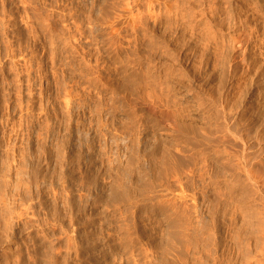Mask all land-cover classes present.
Here are the masks:
<instances>
[{"label":"rangeland","instance_id":"1","mask_svg":"<svg viewBox=\"0 0 264 264\" xmlns=\"http://www.w3.org/2000/svg\"><path fill=\"white\" fill-rule=\"evenodd\" d=\"M119 1L0 0V264H226L220 212L232 171L194 152L221 145L226 127L237 125L256 201L264 197V14L255 26L246 18L254 0H223L226 8H216V27L239 29L223 38L222 61L208 67L206 34L193 16L201 0H154L152 31L136 42L130 19L118 20L108 36L117 30L131 44L117 53L97 28L115 20ZM255 1L264 11V0ZM88 64L116 73L112 83H121L126 67L140 84L115 95L93 83ZM232 138L227 145L238 148ZM162 157L171 162L163 165ZM172 157L187 167L175 174ZM179 195L190 214L199 208L193 198H206L178 251L167 240L164 212L166 200ZM250 225L240 226L229 264L245 261L254 244Z\"/></svg>","mask_w":264,"mask_h":264},{"label":"bare ground","instance_id":"2","mask_svg":"<svg viewBox=\"0 0 264 264\" xmlns=\"http://www.w3.org/2000/svg\"><path fill=\"white\" fill-rule=\"evenodd\" d=\"M153 1L154 0H120L118 2L117 7H116V12H115V16H114L115 20H111V19L100 20L99 24H98V28H97V36L102 37V38L106 37L107 43H110V44L116 43V49H117L116 51H117V53H121L123 45L124 44H131V40H125L124 37L121 36V33L118 32L117 30H116V34H113L115 37H109L108 33H111V31H113L115 24L120 19H130L129 26L131 28V34L133 35V42H136V40L138 39V36L142 32L149 33L150 31H152V29L147 24L150 22L149 11H150V5L152 7L154 6ZM253 4H254L253 7H250L247 9L248 14H247L246 18L247 19L251 18L252 26H255L256 23L261 22V19H259V18H261L262 14H264V11H263V9H259L257 7L255 0L253 1ZM257 4H259V3L257 2ZM200 7H201L200 9H197L193 13V16H194L195 24H196L197 28L199 29V31L200 32L203 31V33L206 34L207 42L204 45L205 47L203 48L204 51L202 52V55L205 52V56L203 58H204L205 66L208 67L209 65L211 66V64L214 63V60H216V61L221 60L222 61V59L224 58L225 53H226L225 50L227 49L225 47L223 38L225 36H227V37L230 36L231 37L230 39L232 40L235 37V34L231 35V33L232 32L237 33L236 31H238L239 28H234L235 23H230L228 26H225L223 24H219L216 27L214 18H216L217 14L219 12V10H216V8H220V7L226 8V6L223 4V0H201ZM170 8H171V6L166 7V9H170ZM132 9L133 10L135 9L137 14L133 15ZM35 13L38 14V16L41 15L40 10H37V12L35 11ZM43 16H45V14H43ZM245 21L246 20L242 21V24H244ZM254 21H255V23H253ZM262 21L264 23V19H262ZM240 28H241V26H240ZM91 33H92V31H91ZM223 33H225V34L223 35ZM75 38H76V36L73 37V42L75 43V46H79L80 45L79 41L76 42ZM95 62L99 63L100 58H97L95 60ZM99 65H97L96 68H93L92 66H90L88 64L87 70H89L91 72V74H95L93 77V83L94 84H98L104 88H107L110 92L113 91V93L114 92L119 93L120 90H127V91L131 90L132 91L137 86V84L139 83V82L137 83V81L135 80L136 73L128 72L126 67H123V70L120 71V73H119V74H121V76H124L123 77L124 79L121 80V83L120 82L119 83H116V82L112 83L113 80H111V78L114 77L116 73L114 74V72H112V70H110V69L106 72L98 70L97 68L99 67ZM119 77H120V75H119ZM117 78H118V76H117ZM114 81H116V79ZM122 93L124 94L125 92H122ZM118 95H120V94H118ZM122 96L120 95V97H122ZM196 98L198 99V101H196L197 107L198 106L201 107L204 104H206V101L203 102L202 97H200V95L196 96ZM121 101H122V99H121ZM123 101L126 104L128 103L125 99ZM124 102H122V103H124ZM188 102L189 101L187 100L186 103H188ZM233 105H235V104L233 103L231 105V109H229V110H230V112L235 111L234 115H233V119L235 120L239 116L238 108L240 106L237 108V110H235L236 108ZM169 108H170V111L172 113L174 106L171 105V107H169ZM258 110H259V108H256V112H258ZM259 113H260V111H259ZM240 114H242V113H240ZM240 117H241V115H240ZM243 117H241V118L243 119ZM245 118H246V116H245ZM237 121H239V120H237ZM237 121L235 120V122H236L235 124H238ZM155 126L158 127L160 130H164L166 127H168V126H166L165 123H160V122H158V124L156 122ZM235 127H237V125H235ZM235 127L231 130H229L228 127L225 128L226 130L220 138L221 142H223L221 145H219V143L214 144V142H212L210 149H208L209 147L203 146L201 148H198L194 152L196 155H202L206 162H208V160H213V161H215V163L219 162V165H220V167H222V169H225V171L227 170V172L229 169H230L229 171H232V172H228V173L226 172L228 174V176H230L229 177L230 183L228 185L229 188L227 187V189H229V192H228V194L226 193V195L221 197L222 198L221 203H223V209L220 212L222 214L221 215V217H222L221 218V223H222L221 231L224 230V235L222 236L223 240L221 241V247L219 248V251L221 252L222 255L225 254L224 258L226 259V264H229V260H230L229 251L232 248L233 244L235 246H238V243L240 242V237H239V232L241 230L240 226H242V225L246 226L247 224L252 225V233L253 234L251 235L252 236L251 238H253L252 240H254V244L252 243L253 244L252 245V244L248 243L247 249H246L245 254H244L245 255V261L241 262V264H264V197L261 195L262 197L259 198V202L256 201L257 200V198L255 197L256 194L254 195V190H253V189H255L254 184H256V180L254 179V177L252 175H250V171L247 167L248 162L246 161V157L244 156V153L242 152V150H244L243 147L246 145V142L241 140V137L237 136L236 132L238 133V131H235V130H237ZM216 128H218V127H216ZM219 129H220V126H219ZM168 131L172 132L169 129H168ZM180 132H179V135H180ZM174 135L175 134L171 135L172 138L174 137ZM181 136H183L182 133H181ZM189 136H192V135H189ZM205 136H207V135H205ZM211 136L212 135H210V137H209V135H208L207 136L208 139H210ZM227 136L233 137L232 138L233 141L236 143L237 147L239 144V147L238 148H236L235 146L229 147V145H227L228 144ZM207 137H205V138L203 137L204 141ZM193 138L196 139L194 136H193ZM185 139H186V137H185ZM220 139H218L217 141H219ZM176 140L178 141L179 139H176ZM181 140H182V138H181ZM191 141H189V142H191ZM208 141H211V140H208ZM217 141L215 140V142H217ZM186 142H187V139H186ZM206 142H207V140H206ZM193 143L195 144V143H197V141L193 142ZM202 143L204 144L203 141H202ZM197 144H195V146ZM206 145H209V143L207 142ZM197 147L198 146H196L195 148H197ZM175 151H173V152H175ZM164 152H166V150ZM167 152H168V150H167ZM168 153H170V152H168ZM172 154H175V153H172ZM165 155L166 154H164L163 157ZM167 156H165V157H167ZM174 156H176V155H174ZM177 156H178V154H177ZM163 157H162V160H163ZM173 157L171 159H173L172 161L174 163L179 158H181L182 155H181V157L178 156L179 158L175 161H174V159L177 157H175V158H173ZM187 157H189V158L191 157L193 159V161H195V158H193L191 155L187 156ZM187 157L185 159H187ZM169 159H170V157H169ZM169 159L167 158V160H169ZM164 160L162 162H163V165H165V166H166V163L171 162V160H169L168 162L166 161V163H165ZM180 160H182V158ZM187 161H190V159L189 160L187 159ZM162 162H160V163H162ZM181 162H183V161H181ZM181 162L179 163V165L181 164V166H180L181 168H182V164L185 166L187 165V164H184V163H186L185 160L183 163H181ZM175 164H176V162L174 164H172L173 168H171V170L172 169L174 170L175 167H178V170H181V169H179L180 168L179 165L176 166ZM177 164H178V162H177ZM173 165H175V166H173ZM184 169H185V167L183 168V173H184ZM166 171L168 172L169 170H166ZM174 171L176 174L177 170H174ZM179 172H181V171H179ZM204 173L206 174V172H204ZM204 173H199V176L203 177ZM172 174L175 175L173 173V171H172ZM177 174H178V172H177ZM182 174H181V176H182ZM175 176H177V175H175ZM185 176L187 177V175H185ZM190 176H193V175L190 174ZM178 177H179V175H178ZM182 178H183V176H182ZM179 180H177V181H179ZM251 188L253 190V193L251 192L252 191ZM247 189L249 190L250 193L253 194V196H251L252 194L250 196L244 195L245 191L247 193ZM233 195H238L239 198L234 199ZM184 197H186V196H184ZM184 197H181V195H179L177 197H175V196L172 197L171 200L168 199L169 201L166 200V202L168 204L167 206L169 207V209L167 211L165 210L166 213L164 212V214H166L165 218L167 220L166 223L168 224L167 226L169 229L168 230L169 238H167V240L169 239L170 246L173 245L171 247L176 249V250H178V249L181 250L182 248H180V247L186 248V246L188 245L189 241H187V240L191 238V234H190V230L192 229L191 227L194 224V222L195 223L199 222V220H195V218L192 216V213L199 214L203 210L204 199L206 198V197H203V198L201 197V200L203 199V204L201 202H200V204H198L199 197H194L193 201L196 203L197 208H198V206H199V208H198L197 212L195 211V212H192L190 214V211L183 209L185 207H183V208L180 207V203L184 202ZM230 197L236 202L235 203L232 202ZM246 198L250 199L249 203H248L249 205L246 204V202H247ZM186 201H187V199H186ZM231 204H235L236 208L234 206H231ZM246 205H248V206H246ZM165 206H166V204H165ZM235 222H237V224L234 226ZM192 234H193L192 236L194 237L193 232H192ZM186 242H187V245L184 244ZM168 246L169 245H167V247ZM171 247H170V249L172 250ZM167 250H168V248H167ZM169 255H171V254H169ZM165 256H167V255H165ZM185 259L186 258H184L182 261H180V264H188V261L185 262ZM174 262H172V264H175ZM176 263L179 264V262H176Z\"/></svg>","mask_w":264,"mask_h":264}]
</instances>
